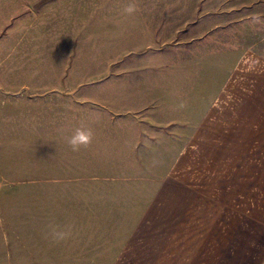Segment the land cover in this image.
<instances>
[{
    "label": "rangeland",
    "instance_id": "1",
    "mask_svg": "<svg viewBox=\"0 0 264 264\" xmlns=\"http://www.w3.org/2000/svg\"><path fill=\"white\" fill-rule=\"evenodd\" d=\"M261 38L264 0H0V264H264V223L192 193L149 123L199 115Z\"/></svg>",
    "mask_w": 264,
    "mask_h": 264
},
{
    "label": "crops",
    "instance_id": "2",
    "mask_svg": "<svg viewBox=\"0 0 264 264\" xmlns=\"http://www.w3.org/2000/svg\"><path fill=\"white\" fill-rule=\"evenodd\" d=\"M259 46L240 51L218 90L202 92L207 102L199 115L191 105L181 118L149 120L163 141L189 143L192 193L213 201L234 222L264 223V49ZM174 151L173 168L188 154L186 145ZM35 252L23 258L16 251L15 264H55L48 250Z\"/></svg>",
    "mask_w": 264,
    "mask_h": 264
},
{
    "label": "clouds",
    "instance_id": "3",
    "mask_svg": "<svg viewBox=\"0 0 264 264\" xmlns=\"http://www.w3.org/2000/svg\"><path fill=\"white\" fill-rule=\"evenodd\" d=\"M137 11V6L135 3H129L125 8H124V13L127 15L131 16L135 14ZM93 136L94 133L92 129L85 128V127H78L76 128L75 132L67 138V143L70 146L71 150L73 152H78L80 149L87 148L93 141ZM50 227V237L51 241L55 244H59L61 242L67 241L71 237V231H63V230H58L54 226H49Z\"/></svg>",
    "mask_w": 264,
    "mask_h": 264
}]
</instances>
